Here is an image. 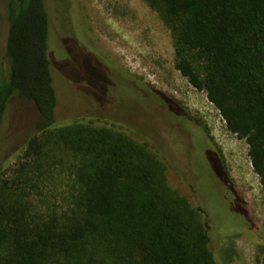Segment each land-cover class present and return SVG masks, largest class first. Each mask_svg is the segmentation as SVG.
<instances>
[{"label":"trees","instance_id":"1","mask_svg":"<svg viewBox=\"0 0 264 264\" xmlns=\"http://www.w3.org/2000/svg\"><path fill=\"white\" fill-rule=\"evenodd\" d=\"M146 1L172 32L176 68L248 144L264 191V0ZM50 4L7 1L0 127L14 95L32 104L44 125L29 136L15 176L0 179V264H73L89 237L105 243L108 264H217L210 214L166 193L164 164L145 145L92 121L56 128ZM51 144L79 158L73 164L77 191L62 215H39L29 190L32 176L45 178L56 167ZM235 223L223 225L226 236L249 229Z\"/></svg>","mask_w":264,"mask_h":264},{"label":"rangeland","instance_id":"2","mask_svg":"<svg viewBox=\"0 0 264 264\" xmlns=\"http://www.w3.org/2000/svg\"><path fill=\"white\" fill-rule=\"evenodd\" d=\"M7 1L0 0V68L8 65ZM50 1L56 128L92 121L145 145L164 164L166 193L176 192L210 214L217 264H264V191L249 146L228 129L206 93L176 68L173 35L159 14L146 0ZM107 19L135 33L141 51ZM91 116L101 120H90ZM43 125L32 104L11 97L0 127V179L15 176L29 136ZM50 151L56 167L45 178L32 176L28 198L39 215H62L77 191L73 164L79 158L66 156L52 144ZM225 219L249 229L226 236ZM228 245L241 260L233 259ZM105 247L89 237L71 263L81 258L87 264H108Z\"/></svg>","mask_w":264,"mask_h":264},{"label":"bare ground","instance_id":"3","mask_svg":"<svg viewBox=\"0 0 264 264\" xmlns=\"http://www.w3.org/2000/svg\"><path fill=\"white\" fill-rule=\"evenodd\" d=\"M107 22L114 30H116L122 36V38H124L128 42V44L133 49L141 51L139 47L138 37L135 33L126 32V29L123 28L119 23L115 22L114 20L107 19Z\"/></svg>","mask_w":264,"mask_h":264},{"label":"flooded vegetation","instance_id":"4","mask_svg":"<svg viewBox=\"0 0 264 264\" xmlns=\"http://www.w3.org/2000/svg\"><path fill=\"white\" fill-rule=\"evenodd\" d=\"M53 48V44H52V46H51V49ZM110 121H112V120H110ZM232 212V211H231ZM234 214V212H232V215ZM231 222H232V219H225L224 220V225L226 226V227H229L230 225H231Z\"/></svg>","mask_w":264,"mask_h":264}]
</instances>
